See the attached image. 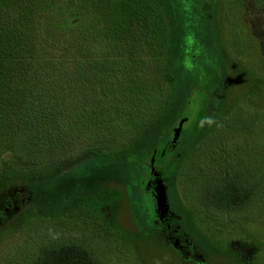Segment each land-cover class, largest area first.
I'll list each match as a JSON object with an SVG mask.
<instances>
[{
  "label": "trees",
  "instance_id": "1",
  "mask_svg": "<svg viewBox=\"0 0 264 264\" xmlns=\"http://www.w3.org/2000/svg\"><path fill=\"white\" fill-rule=\"evenodd\" d=\"M246 2L251 5L248 10L242 6L245 21L263 45L259 57L264 63V0ZM169 11L164 0H0L2 218H11L21 206L19 225L29 224L34 217L49 220L84 206L86 201L77 198L91 185L80 182L81 174L67 177L64 172L77 162L71 160L81 153L80 144L89 139L85 144L94 151L89 153L95 155L92 159L101 156L105 161L85 162L73 172L89 174L97 168L107 172L102 179L124 187L136 210L145 204L140 200L143 174L155 150L159 154L157 172L167 186L173 209L182 203L174 190L185 158L195 146L210 143L215 152L222 150L226 171L216 183L209 180L201 185L198 195L203 200L195 203L198 213H220L230 229L264 223L256 206L246 208L252 200H264V64L253 68L227 58L224 89L218 93L202 80L204 93L198 99L191 98V93L182 104L175 123L182 133L176 145L167 151L163 144L158 145L146 159L135 152L174 103L170 95L177 83L169 76L168 59L176 14L171 16ZM184 39L188 40L186 32L181 36L183 44ZM149 64L157 73L154 79L142 76ZM180 65L186 68V64ZM228 70L231 78L242 83L236 95ZM240 141L242 157L239 151V155L234 153V142ZM70 146L76 152L71 153ZM116 156L124 157L113 162ZM87 203L93 205V211L87 212L90 220L97 224L102 218L113 229L114 220L102 209L103 199ZM88 204L85 208L92 206ZM152 220L139 230V237L150 236L151 231L159 234ZM12 229L3 228L0 237ZM123 231H118L122 237L131 236ZM189 233L181 235L189 237L190 251L196 255L183 254L181 264H212L206 245L196 244ZM31 255L30 264H97L92 251L78 243L45 242ZM256 263L263 264L264 257Z\"/></svg>",
  "mask_w": 264,
  "mask_h": 264
},
{
  "label": "rangeland",
  "instance_id": "2",
  "mask_svg": "<svg viewBox=\"0 0 264 264\" xmlns=\"http://www.w3.org/2000/svg\"><path fill=\"white\" fill-rule=\"evenodd\" d=\"M164 1L167 3L171 16L176 14L172 51L168 61L169 71H171L169 76L174 77L177 87L173 91L171 90L170 96L174 103L168 110L166 118L146 135L147 141L135 151L140 157L143 156L142 159H146L156 146L169 140L184 101L191 93V98L197 97V99L204 93L205 88L204 85H201L202 80L205 84L210 83L208 87L218 93L222 91V88L224 89L227 58H230L233 64L236 61L238 64H248L253 68L264 64L259 57V53L263 51V45L261 42L260 44L257 42L253 36V28L245 21L246 15L243 13L242 6L248 10L251 5L247 4L246 0L243 1L244 5H241V0ZM172 4L175 5V10H173ZM184 32L188 34V40L184 39L183 44L181 36ZM180 64H186V68ZM156 75L151 64L142 74L146 79H154ZM209 75H213V77L208 78ZM230 75L234 87L233 92L236 95L242 83L240 79L231 78ZM214 82L216 87H213ZM212 100L214 103L216 102V98H212ZM198 103L199 101L194 104L192 119L195 116ZM88 140L80 144V146L82 145L81 153L71 160L77 162L65 169L64 172L65 175L68 174L67 177L81 174L80 182L86 187L91 185L90 190L81 192L77 198L79 201L81 199L86 201V204L83 202L84 206L78 207L74 212H65L67 216L49 218V220L34 217L29 224L19 225L24 210V207L21 206L16 209L11 218L5 219L6 217L0 216V230L6 227L14 228L8 235L0 237V264H30L31 254H35L38 247L45 242L81 244L92 251L97 264H181V256L188 254L191 246L189 245L191 242L185 237L187 235L170 237L162 230L158 235L151 231L148 232L150 236L139 237V230L145 229L154 216L157 217V220L166 222L167 228L175 230L179 234L184 231L190 232L189 234L193 235L191 238L196 244H199L198 241L203 242L212 264H257V260L261 261V258L264 257V223L256 221L248 223L244 227L230 229L229 222H226L220 213L211 211L198 213L199 209L195 203L203 200L202 194L198 195L201 193V185L206 184L209 180L216 183L225 175V162L220 158L222 150L215 152L210 143L207 145L202 143L192 148L178 172L175 190L173 189L175 193H178L182 202L180 208L173 207L172 209L169 206L168 211L164 207L159 209L157 196L155 197L159 184H155L153 191L145 188L144 185V188L141 187L140 200L145 204L141 205V209L136 210L135 206L132 209V203L129 201L124 187L117 184L115 180H103V174L107 172L98 168L89 174L82 172L83 170L80 173L73 172L75 168L85 162L92 160L98 162L102 159L105 161L101 156L92 159L95 155L91 156L89 153L94 151L87 150L88 146L85 142ZM99 144L95 143V145ZM232 144H228V146L232 148ZM71 146L69 147L71 153H74L76 149ZM234 146L237 149L234 153L239 155V151L241 154L239 156L242 157L243 141L234 142ZM110 152L112 155H120L117 154V151ZM87 153L90 156L84 157ZM122 157L116 156L112 158V161L118 162ZM65 164L67 163L65 162L63 165ZM160 182L164 183L163 180L158 183ZM172 182L170 180V184L174 186ZM67 189L69 192L71 191V187ZM91 189L98 190L95 194L90 195ZM169 195L170 193L168 194L170 204ZM59 196L60 194L57 197ZM99 196L104 203L102 209L116 224L111 222L113 229L106 227V220L104 221L102 218L96 224V221H91L88 217L89 213L87 212L93 211V205L90 203L92 206H88L89 208H85V205L88 204L87 202H91V199L100 198ZM155 198L156 204L154 203ZM253 202V200L250 201L246 208L256 206L258 214L264 216V200ZM8 213L7 216H11V212ZM137 214L144 222L138 221ZM145 223L146 225H144ZM153 223L158 227L157 222L153 221ZM120 228L129 235L131 234L129 236L131 240L129 237L128 240L122 237V234L118 232H122ZM120 241L125 244L119 248L117 244ZM168 241L173 243L172 247L167 246ZM190 253L196 255L194 251H190ZM199 264L203 263L199 262Z\"/></svg>",
  "mask_w": 264,
  "mask_h": 264
},
{
  "label": "flooded vegetation",
  "instance_id": "3",
  "mask_svg": "<svg viewBox=\"0 0 264 264\" xmlns=\"http://www.w3.org/2000/svg\"><path fill=\"white\" fill-rule=\"evenodd\" d=\"M176 127L177 126H175L172 129L169 140L163 144V146H164L163 149L165 151H167L169 148L174 147L176 145V143L178 142V139L180 138L182 131H180L178 138L177 139L175 138L176 132L178 131V129ZM158 157H159V154H158L157 150H155L153 153V156L151 158V163H149L147 165L146 171L143 174V181H142L143 185L145 186V188H149L152 191L154 190L155 184H158V182L160 181V177H159V174L157 172ZM144 186H143V188H144ZM155 197H156V195H155ZM154 202L156 204V198H155ZM153 218H154L153 221L158 223V227H160L159 228L160 231L163 230L164 233H166V234L168 233L167 235H169L170 237L175 236V235H177V236L181 235V234L177 233L175 230H171V229H170V231L166 230V222H163L160 219L157 220V217H153ZM174 232H176V233H174ZM182 236H184V235H182ZM185 237L190 241L188 236H185ZM189 245H191V243ZM189 252H190V249H189Z\"/></svg>",
  "mask_w": 264,
  "mask_h": 264
},
{
  "label": "water",
  "instance_id": "4",
  "mask_svg": "<svg viewBox=\"0 0 264 264\" xmlns=\"http://www.w3.org/2000/svg\"><path fill=\"white\" fill-rule=\"evenodd\" d=\"M180 129L176 132L175 138H178V135L180 133ZM158 188H157V203H158V208L160 209L161 207H164L166 211H168L169 203H168V194H167V186L165 183H158Z\"/></svg>",
  "mask_w": 264,
  "mask_h": 264
}]
</instances>
